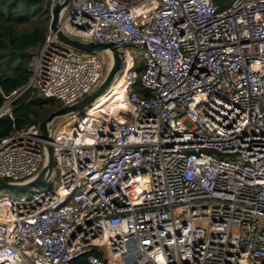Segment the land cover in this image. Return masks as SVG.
I'll list each match as a JSON object with an SVG mask.
<instances>
[{"label":"built area","instance_id":"obj_1","mask_svg":"<svg viewBox=\"0 0 264 264\" xmlns=\"http://www.w3.org/2000/svg\"><path fill=\"white\" fill-rule=\"evenodd\" d=\"M58 26L122 52L123 99L0 139L8 183L53 157L0 189V264H264V0H70ZM109 52L49 23L0 117L27 89L77 103Z\"/></svg>","mask_w":264,"mask_h":264},{"label":"trees","instance_id":"obj_2","mask_svg":"<svg viewBox=\"0 0 264 264\" xmlns=\"http://www.w3.org/2000/svg\"><path fill=\"white\" fill-rule=\"evenodd\" d=\"M49 19L45 0H0V106L5 96L27 84L29 62L45 40ZM134 88L145 93L139 81ZM116 92H109L103 98L108 102ZM59 107L60 104L32 93L31 89L23 91L11 104V116L0 117V139L13 129L39 123ZM74 264L87 262L78 259Z\"/></svg>","mask_w":264,"mask_h":264},{"label":"water","instance_id":"obj_3","mask_svg":"<svg viewBox=\"0 0 264 264\" xmlns=\"http://www.w3.org/2000/svg\"><path fill=\"white\" fill-rule=\"evenodd\" d=\"M69 1L70 0H63L62 2L57 1L52 6L50 11V22H49L51 30L56 32L57 37L62 42L80 51L90 53V52H102L109 50L111 52L112 61L102 82L97 86V88L94 91L87 94L81 100H79L77 103L73 105L60 106L56 110L49 112L47 116L38 123L41 136L44 139H49L47 126L55 118L60 116H65L72 112L82 113L84 111V108L89 107L94 102L95 99H97L99 96L104 94L111 87L112 82L114 81L115 76L119 72L122 64V52L118 51L112 44L95 43L91 41L84 42L64 34L59 29L58 24H59L60 11L62 10V8L67 6ZM46 150H47L46 166H44L39 171V173L33 180L25 184H12L0 179V189L7 190L10 192H21V191H26L33 186L41 184L45 179V173L50 172V170L53 167V157L51 154V147L49 144H46Z\"/></svg>","mask_w":264,"mask_h":264},{"label":"bare ground","instance_id":"obj_4","mask_svg":"<svg viewBox=\"0 0 264 264\" xmlns=\"http://www.w3.org/2000/svg\"><path fill=\"white\" fill-rule=\"evenodd\" d=\"M111 53V52H109ZM110 57V60L112 61V57H111V54L109 55ZM111 61H110V64H111ZM115 81H116V78H115ZM115 81L112 83L111 87L104 93L102 94L101 96H99L97 98L96 101H94L91 106H92V109H97V108H102L104 110H108V108H114V106H117V104L122 101L123 99V86H124V83L121 82V80H119V84L115 83ZM115 87V88H114ZM114 89H117V92L114 94L113 97H111L110 99V102H106V98H103V96H105L107 93L113 91Z\"/></svg>","mask_w":264,"mask_h":264},{"label":"rangeland","instance_id":"obj_5","mask_svg":"<svg viewBox=\"0 0 264 264\" xmlns=\"http://www.w3.org/2000/svg\"><path fill=\"white\" fill-rule=\"evenodd\" d=\"M102 59H103V73L104 75L107 73L109 67H110V57L109 55H106L105 57L102 56ZM120 80V75L118 74L117 77H116V81L115 83L119 84V81ZM113 81V82H114ZM112 82V83H113ZM115 88V87H114ZM113 91H117V89H114ZM32 93H36L34 92L33 90H31ZM112 92V91H111ZM114 95H112L113 97ZM111 99V98H110ZM110 99L108 100V103L110 102ZM53 105H49V107H52ZM91 107V106H90ZM52 126H54L55 128H58V129H63L66 125V120L64 119V117H57L53 120V123H51ZM31 190H26V191H21V192H8L10 195L12 196H20V195H27L30 193Z\"/></svg>","mask_w":264,"mask_h":264}]
</instances>
